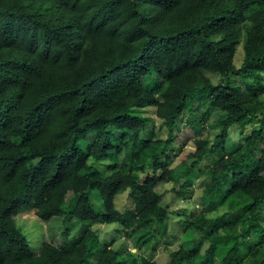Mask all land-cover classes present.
<instances>
[{
    "label": "trees",
    "instance_id": "obj_1",
    "mask_svg": "<svg viewBox=\"0 0 264 264\" xmlns=\"http://www.w3.org/2000/svg\"><path fill=\"white\" fill-rule=\"evenodd\" d=\"M24 211L66 227L34 248ZM159 243L168 264H264V0H0V264H159Z\"/></svg>",
    "mask_w": 264,
    "mask_h": 264
},
{
    "label": "rangeland",
    "instance_id": "obj_2",
    "mask_svg": "<svg viewBox=\"0 0 264 264\" xmlns=\"http://www.w3.org/2000/svg\"><path fill=\"white\" fill-rule=\"evenodd\" d=\"M240 52H242V48L239 50L238 54ZM238 61L240 60L238 59ZM147 115L155 119L156 131L160 133L163 136V138H166L167 137L166 132L160 126V121L157 119L154 113V109L150 108L149 111L147 112ZM215 117H216V112H212V117L209 119V121L205 122L204 124L205 127L202 130V132L200 131L199 133L198 132L194 133L192 130L188 131L185 128L181 130L182 134H184L183 137L181 135L180 139L176 142V145H173L171 149L174 151L173 152L174 158L171 165L172 167L177 166L183 160V153L195 149L194 142L196 139L203 138L205 136H209L210 139H213L215 137L216 133L219 131L218 128L214 127ZM230 134L237 141L241 139L238 129L236 128H233L230 131ZM200 186H201L200 180L199 181L196 180L195 188L197 192L193 196L191 203L189 204L190 209L188 210V212H190V210L193 211L195 208L197 209L200 208L201 205ZM172 187H173L172 183H167L165 185L160 186V189L164 194L165 203H167L170 206V209H172L175 212H178L180 210L181 212H185L184 206L186 203L176 198L175 193L172 191ZM15 218L17 225L27 235L32 247L34 248H38L41 245V243L44 241V239H49V235L51 234V232L54 231L57 232L62 230L63 227H66V223H64L62 220H60L61 224L60 223L57 224L59 221H57V223H54L53 221H55V219L51 220L50 223L42 222L38 220L37 216L33 212H29V211H24L22 212V214L18 215ZM67 223L70 226L71 224L72 226H74V231L78 230L80 227V225L76 222L71 223V221L70 222L67 221ZM174 226L178 227L176 223ZM116 229H120L119 226L116 227H114V225L100 226L99 231L102 241L110 242L113 239H115L116 240L114 245L115 247H121L122 245L124 246L126 244L128 245V247L132 249L133 253L137 252V249L134 246V242L122 238V236L116 231ZM172 233L176 234L175 231H172ZM172 247L175 248L176 245L173 244ZM154 255H155V260H157L159 264H168L170 254L169 251L165 248L164 243H159V246L155 250Z\"/></svg>",
    "mask_w": 264,
    "mask_h": 264
}]
</instances>
